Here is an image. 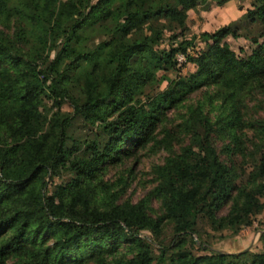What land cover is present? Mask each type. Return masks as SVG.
<instances>
[{"label":"trees","instance_id":"16d2710c","mask_svg":"<svg viewBox=\"0 0 264 264\" xmlns=\"http://www.w3.org/2000/svg\"><path fill=\"white\" fill-rule=\"evenodd\" d=\"M205 1L0 0V24L12 28L0 27V264H264V249L228 253L200 239L202 221L233 236L264 210V116L246 103L264 94V43L259 60L241 63L211 45L190 55L188 10ZM176 29V45L159 48ZM217 32L202 38H264V0ZM177 54L195 70L164 77L166 94H145ZM179 105L180 121L164 126ZM145 148L166 153L152 187L121 199L133 168L104 174Z\"/></svg>","mask_w":264,"mask_h":264},{"label":"rangeland","instance_id":"374dc122","mask_svg":"<svg viewBox=\"0 0 264 264\" xmlns=\"http://www.w3.org/2000/svg\"><path fill=\"white\" fill-rule=\"evenodd\" d=\"M219 1L222 0H206L204 3L201 2L196 7L188 10L184 35L187 38L194 37L193 44L187 48L188 53L194 57L199 51L206 49L208 45H211L212 54L224 62L241 63L248 58L259 60L261 55L258 51V46L264 43V38L258 37L257 32H253L249 35L242 34L236 38L227 35L222 38L215 37L213 39H208L207 41L203 40L202 33L209 32L218 35L219 33L217 30L221 26L235 21L239 22L243 14L250 7L252 0H224L221 4ZM0 27H3L6 31H12L11 27L7 28L1 24ZM255 29L256 28H254V31ZM179 31L180 29H176L173 32L164 30L163 36L158 43V47L169 48L171 45H176V42L181 38L179 37L175 40L172 39V35L179 33ZM95 35V33L89 34L85 44H90L92 39L96 38ZM214 41L216 42L214 43ZM178 56L182 58L177 60V64L174 68L168 70H158L156 72V81L145 88V94L148 93L151 95L157 92L166 94L168 92V87L167 80L164 77L167 79H175L187 75L195 70V63H184L185 57L182 54H177L176 59ZM201 96L202 93L200 92L193 94L188 100H186V102H184V104H190L196 98H200ZM246 103L251 108L249 109L252 114L251 116H264V94L260 95L259 99L253 100L252 102L248 101ZM62 109L70 110V107L68 104H64ZM184 112L185 107L182 105L169 109L167 111V121L163 123L164 126L169 127L180 121V117L184 114ZM78 125H80V123H78ZM78 131L84 132L82 126ZM215 143L219 151L220 158L229 163L228 157L225 152L222 151L223 140L220 137H216ZM176 147H178V145H176ZM165 155L166 153L163 150L156 153H153L148 148L135 150L130 156L124 159V162L121 165H109L106 174H104V179L107 181L109 179H114L116 178V173L119 169L131 166L133 168L132 176L134 178L129 185L125 187L124 192L121 195V199L128 198L130 201L136 202L148 193L149 189L152 187V164L161 161ZM239 160L240 158H238V161ZM66 178V174H60L53 177L51 181H49L50 184L48 186V191L51 192L54 189L55 184L64 181ZM48 179L50 178L48 177ZM149 204L152 209L157 210V213L161 211L160 202L158 200L151 199ZM227 210L228 203L223 204L217 210V215H224ZM263 233L264 210L252 218L250 225L242 227L233 236L232 232L229 230H223L221 232L213 231L208 222L202 221L200 239L204 240L207 245L211 246V248H218L224 252H238L239 250L245 248L250 252L256 253L261 252L264 249V240L261 238ZM148 235L149 237L151 236L150 234ZM220 235H229V237L220 241V239L217 238ZM89 249L90 248L88 247L86 250L89 251ZM195 251L197 253H206L199 249ZM86 264H94V262L89 261Z\"/></svg>","mask_w":264,"mask_h":264},{"label":"built area","instance_id":"2783aa9c","mask_svg":"<svg viewBox=\"0 0 264 264\" xmlns=\"http://www.w3.org/2000/svg\"><path fill=\"white\" fill-rule=\"evenodd\" d=\"M181 58H182V57L178 56L177 60H178V59H181Z\"/></svg>","mask_w":264,"mask_h":264}]
</instances>
